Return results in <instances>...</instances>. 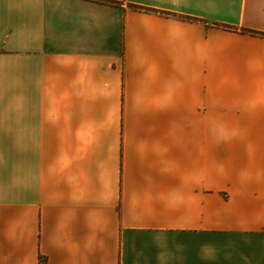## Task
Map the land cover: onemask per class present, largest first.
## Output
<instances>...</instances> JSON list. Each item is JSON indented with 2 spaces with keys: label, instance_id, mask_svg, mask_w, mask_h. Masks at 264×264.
<instances>
[{
  "label": "crops",
  "instance_id": "crops-1",
  "mask_svg": "<svg viewBox=\"0 0 264 264\" xmlns=\"http://www.w3.org/2000/svg\"><path fill=\"white\" fill-rule=\"evenodd\" d=\"M0 264H264V0H0Z\"/></svg>",
  "mask_w": 264,
  "mask_h": 264
},
{
  "label": "clouds",
  "instance_id": "clouds-1",
  "mask_svg": "<svg viewBox=\"0 0 264 264\" xmlns=\"http://www.w3.org/2000/svg\"><path fill=\"white\" fill-rule=\"evenodd\" d=\"M208 248H209V246H207V245H206V246H204V249H208Z\"/></svg>",
  "mask_w": 264,
  "mask_h": 264
},
{
  "label": "trees",
  "instance_id": "trees-1",
  "mask_svg": "<svg viewBox=\"0 0 264 264\" xmlns=\"http://www.w3.org/2000/svg\"><path fill=\"white\" fill-rule=\"evenodd\" d=\"M250 33H254V32H250Z\"/></svg>",
  "mask_w": 264,
  "mask_h": 264
}]
</instances>
